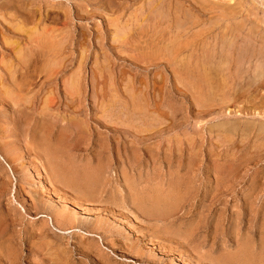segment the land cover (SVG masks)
I'll return each instance as SVG.
<instances>
[{"label":"rangeland","instance_id":"374dc122","mask_svg":"<svg viewBox=\"0 0 264 264\" xmlns=\"http://www.w3.org/2000/svg\"><path fill=\"white\" fill-rule=\"evenodd\" d=\"M0 264H264V0H0Z\"/></svg>","mask_w":264,"mask_h":264},{"label":"bare ground","instance_id":"6f19581e","mask_svg":"<svg viewBox=\"0 0 264 264\" xmlns=\"http://www.w3.org/2000/svg\"><path fill=\"white\" fill-rule=\"evenodd\" d=\"M17 2V1H16ZM21 2V1H20ZM9 3V2H8ZM13 4H14V2H10V4H9V6L11 5V6H13ZM17 4H18V2H17ZM20 5V4H19ZM22 5V6H21ZM21 5H20V9H21V11L22 12H26V10L27 9H30V8H27V6H26V3H21ZM30 5V4H29ZM202 5V4H201ZM16 6V5H15ZM184 6V5H183ZM214 6V5H213ZM3 7V6H2ZM5 8V7H4ZM12 8V7H11ZM17 8H18V6H17ZM182 9V8H181ZM12 10H13V8H12ZM199 10V9H198ZM15 11V10H14ZM208 11V10H207ZM229 17V16H228ZM226 19V18H225ZM22 21H24V25H20L21 26V30L19 29V31H20V33L19 34H16V35H20L21 36V34H26V30H28L29 28L28 27H31L32 25H34V20H28V19H24V20H22ZM21 22V21H20ZM40 23H41V21H40ZM179 23V22H178ZM245 23V22H244ZM22 24V23H21ZM184 25V24H183ZM19 26V27H20ZM170 26V25H169ZM173 26V25H172ZM18 27V26H17ZM256 28V27H255ZM237 29V28H236ZM15 30H16V28H15ZM18 30V29H17ZM37 30V29H36ZM42 30H44V29H42ZM46 30H48V29H46ZM28 32V31H27ZM54 32V31H53ZM182 32V31H181ZM161 33V32H160ZM38 34V40H37V45H35L36 43V41L35 42H32V43H30L29 44V52H26L25 54H23L22 56H20L21 57V59H19L20 61H18L19 63H17L18 65H17V67L20 69V70H24V76H26V77H28V78H31V76L33 75L32 74V71H31V69H30V66H31V64L33 63V62H35V61H37L36 60V53L37 52H39L38 54H40L41 53V60H40V62L41 63H43V64H46L45 63V61H44V59H46V58H44L45 56L44 55H46L45 54V51H46V45L48 44L47 43V38H46V33H45V30L44 31H40V33H38V31H36V35ZM59 34V33H58ZM173 34V33H172ZM179 34V33H178ZM52 36V35H51ZM24 37V36H23ZM26 37V36H25ZM56 38H57V36H56ZM190 38V37H189ZM192 38V37H191ZM53 39V38H52ZM35 40V39H34ZM179 40V39H178ZM31 41V40H30ZM29 41V42H30ZM163 42V41H162ZM191 42V41H190ZM35 43V44H34ZM174 43V42H173ZM54 45H55V43H54ZM153 45V44H152ZM146 46V45H145ZM222 46V45H221ZM228 46H231L230 44L228 45ZM168 47V46H167ZM26 48V47H25ZM25 48H23V49H25ZM189 48V47H188ZM18 49V48H17ZM25 50H27V49H25ZM24 50V51H25ZM205 50V49H204ZM215 50V49H214ZM20 51V50H19ZM54 51H56V50H54ZM167 51V50H166ZM171 51V50H170ZM185 51V50H184ZM19 53V52H18ZM20 53H24V52H21L20 51ZM46 53H47V51H46ZM161 53H162V51H161ZM192 53V52H191ZM211 53V52H210ZM19 55H21V54H19ZM201 55V54H200ZM38 56V55H37ZM182 56V55H181ZM205 56V55H204ZM207 56V55H206ZM19 57V56H18ZM180 59V58H179ZM189 60V59H188ZM164 61V60H163ZM182 61V60H181ZM225 61V60H224ZM184 62V61H183ZM183 64V63H182ZM194 64V63H193ZM35 65V64H34ZM174 65V64H173ZM197 65V64H196ZM226 65V64H225ZM198 66V65H197ZM202 66V65H201ZM199 68V67H198ZM203 68V67H202ZM209 68V67H208ZM182 69V68H181ZM219 71V70H218ZM199 72V71H198ZM224 73V72H223ZM261 75V74H260ZM202 76V75H201ZM194 77V76H193ZM256 77V76H255ZM205 79V78H204ZM205 83H206V81H205ZM16 97H17V95H16ZM54 150V149H53ZM55 156H56V154H55ZM55 161V160H54Z\"/></svg>","mask_w":264,"mask_h":264}]
</instances>
